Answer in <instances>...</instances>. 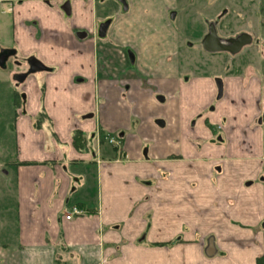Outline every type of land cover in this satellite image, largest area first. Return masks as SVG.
<instances>
[{"label":"crops","instance_id":"obj_1","mask_svg":"<svg viewBox=\"0 0 264 264\" xmlns=\"http://www.w3.org/2000/svg\"><path fill=\"white\" fill-rule=\"evenodd\" d=\"M111 3L0 0V264H261L264 68Z\"/></svg>","mask_w":264,"mask_h":264},{"label":"rangeland","instance_id":"obj_2","mask_svg":"<svg viewBox=\"0 0 264 264\" xmlns=\"http://www.w3.org/2000/svg\"><path fill=\"white\" fill-rule=\"evenodd\" d=\"M249 2H251V6ZM140 3L142 4V2ZM111 4L113 13L117 14L125 15L127 9L130 8V0H113ZM245 4L248 6L243 8ZM226 14L227 16L232 15V17L227 20L223 19L218 24L219 38L234 40L242 32H248L257 37V24L252 20L257 17V23L263 24V27L258 29L259 35L264 38V0H162V37L165 35L167 37L166 41H162V45L167 44V47L170 46L176 50L180 43L184 51H192L189 56H193V65L197 64L200 68L202 65H211L207 61L211 59V56L202 52L198 47L207 30L211 28L210 23L218 21L221 17H226ZM255 16L257 17L255 18ZM229 22L232 23L231 26H227ZM254 46L256 47V43H253L252 47L244 46L245 48L243 47L244 49L237 54L224 52L225 55H220L224 56V60L231 63L233 67L240 64L258 63L264 68V50L257 51L258 54L253 53L254 50L250 48ZM198 51L201 53L199 56ZM217 56L215 55V57ZM11 65L12 63H10ZM2 93L6 95V89L3 84H0V94L2 95ZM0 118L1 139L6 128L3 117L0 116ZM9 131L6 138L7 144L13 150L14 135L11 128Z\"/></svg>","mask_w":264,"mask_h":264},{"label":"flooded vegetation","instance_id":"obj_3","mask_svg":"<svg viewBox=\"0 0 264 264\" xmlns=\"http://www.w3.org/2000/svg\"><path fill=\"white\" fill-rule=\"evenodd\" d=\"M47 4H50V2H51V0H44ZM249 4H250V6H251V2H249ZM246 6H248V5H246L245 4V6H243V8L244 7H246ZM65 7L67 8L68 7V10H66L65 9ZM70 10V7H69V5L68 4H65L64 5V11H66V12H68ZM232 17V15H228L227 16V14H226V17H221V18H219V20L218 21H216V22H211L210 24L212 25L211 26V28H209L208 30H207V32H206V34H205V36L203 37V39L201 40V42H200V44H199V49L203 52H205V53H207V54H209V55H218V54H224V52H229V53H231V54H237V53H239V52H241L245 47H246V45H250V47H252V45H253V43H256V47L254 46L253 48H250V49H252V50H254V52L253 53H257L258 54V52L257 51H259V50H264V38L261 36V35H259V30L258 29H260V27H263V24L261 23H257L258 21H257V16H255V18L256 19H252L253 20V23H255V24H257V29H256V31H257V37H254V35H252L251 33H248V32H242L241 34H239L237 37H235V39L234 40H236V39H238V38H240V37H242V36H244V35H247L249 38H250V40H249V42L246 44V45H244L242 48H241V50L239 51V52H236V53H232L231 51H228V50H226V51H220V52H209V51H207L205 48H204V45H203V43H204V40H205V38L211 33V32H215L216 33V35H217V37H218V35H219V33H218V24L223 20V19H225V20H227V19H229V18H231ZM251 20V21H252ZM231 22H229L228 23V25L227 26H231ZM82 35H84V34H82ZM259 36V37H258ZM218 39L219 40H221V41H224V42H227V44L229 45V44H231V41L232 40H223V39H221V38H219L218 37ZM255 41V42H254ZM9 54H10V52H1L0 53V64H3L4 63V59L7 57V56H9ZM225 55V54H224ZM225 58V57H224ZM31 59V58H30ZM29 59V60H30ZM29 60H28V63H29ZM223 63H225V64H228V66H232L233 67V65L231 64V63H227L225 60H224V62ZM29 65H30V63H29ZM246 65H248V64H240L239 66H246ZM44 66V65H43ZM237 66V65H236ZM31 67V66H30ZM31 69H32V67H31ZM44 69H45V67H44ZM43 69V70H44ZM218 84L219 85H221V81H218ZM222 86V85H221ZM263 114H264V111H263ZM263 114H262V117H261V119H260V122H264V120H263Z\"/></svg>","mask_w":264,"mask_h":264},{"label":"water","instance_id":"obj_4","mask_svg":"<svg viewBox=\"0 0 264 264\" xmlns=\"http://www.w3.org/2000/svg\"><path fill=\"white\" fill-rule=\"evenodd\" d=\"M68 10V7L66 8ZM250 38L247 35H244L236 40H232L231 44H227V42L221 41L218 39L215 32H211L204 40V48L209 52H220V51H231L232 53L239 52L241 48L249 42ZM30 66L33 71L43 70L44 66L37 59L31 58L29 60ZM264 120V114H263ZM212 251L210 248L209 252Z\"/></svg>","mask_w":264,"mask_h":264},{"label":"built area","instance_id":"obj_5","mask_svg":"<svg viewBox=\"0 0 264 264\" xmlns=\"http://www.w3.org/2000/svg\"><path fill=\"white\" fill-rule=\"evenodd\" d=\"M111 143H115L113 140L110 141ZM75 214H80L81 212L78 209H74ZM67 219H71V215L67 216Z\"/></svg>","mask_w":264,"mask_h":264},{"label":"trees","instance_id":"obj_6","mask_svg":"<svg viewBox=\"0 0 264 264\" xmlns=\"http://www.w3.org/2000/svg\"><path fill=\"white\" fill-rule=\"evenodd\" d=\"M79 136H80L79 133H76V134H75V136H74V140H75V142H77ZM260 262H261V264H264V258H262Z\"/></svg>","mask_w":264,"mask_h":264}]
</instances>
